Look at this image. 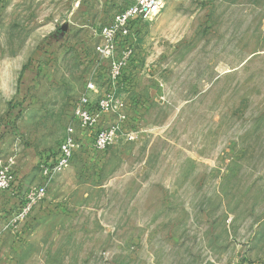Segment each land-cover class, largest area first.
I'll return each mask as SVG.
<instances>
[{"label": "rangeland", "instance_id": "obj_1", "mask_svg": "<svg viewBox=\"0 0 264 264\" xmlns=\"http://www.w3.org/2000/svg\"><path fill=\"white\" fill-rule=\"evenodd\" d=\"M134 2L0 0V161L20 191L0 198V229L56 158L104 26ZM131 48L118 140L55 178L3 231L0 260L264 264V0H166Z\"/></svg>", "mask_w": 264, "mask_h": 264}, {"label": "built area", "instance_id": "obj_2", "mask_svg": "<svg viewBox=\"0 0 264 264\" xmlns=\"http://www.w3.org/2000/svg\"><path fill=\"white\" fill-rule=\"evenodd\" d=\"M165 4L166 0H135L132 5L116 13L104 26L100 41L94 47L98 63L93 76L86 82L85 92L74 103V121L67 128L56 158L50 165L41 164L42 183L28 191L22 201L20 200L16 213L11 217L10 226L0 229V237L6 229L17 231L19 223L30 215L35 205L46 198L50 184L79 154L91 150L103 152L118 140L121 128L115 122L108 124V120L109 117H117L119 123L123 122L126 116L122 111L124 104L114 95V90L127 70L132 57L131 45L137 38L138 31L143 24L160 13ZM98 74L103 76L109 91L103 90L101 93ZM15 162L14 159L6 164L0 161L1 199L5 192L16 195L20 193L15 183Z\"/></svg>", "mask_w": 264, "mask_h": 264}, {"label": "crops", "instance_id": "obj_3", "mask_svg": "<svg viewBox=\"0 0 264 264\" xmlns=\"http://www.w3.org/2000/svg\"><path fill=\"white\" fill-rule=\"evenodd\" d=\"M6 235H7V234L5 233V234L0 238V248H1V247L4 248L3 246H5L3 240L5 239V236H6ZM0 264H5V262L3 263V262L0 260Z\"/></svg>", "mask_w": 264, "mask_h": 264}]
</instances>
